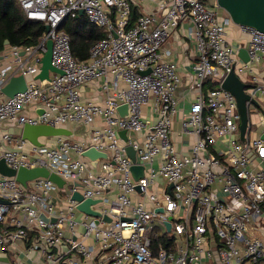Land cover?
I'll return each instance as SVG.
<instances>
[{"label":"built area","instance_id":"2783aa9c","mask_svg":"<svg viewBox=\"0 0 264 264\" xmlns=\"http://www.w3.org/2000/svg\"><path fill=\"white\" fill-rule=\"evenodd\" d=\"M17 1L45 30L34 44L0 50V123H79L89 135L34 145L8 130L0 134L8 166H43L65 180L58 187L39 176L23 187L0 174V199L7 201H0V248L11 250L0 264H264V32L222 17L217 0ZM79 10L104 34L85 59L72 54L62 28ZM231 23L249 36L247 61L228 39ZM179 28L197 56L193 97L182 115L184 132L194 136L186 153L170 138L181 76L166 42ZM47 39L58 71L41 80ZM231 69L248 84L243 139L235 96L220 86ZM17 74L25 89L5 96L2 87ZM205 78L219 85L203 91ZM90 83L101 99L82 96ZM88 146L107 157L93 166L81 155ZM134 163L143 165L137 179ZM75 191L96 200L90 207L99 215L79 210Z\"/></svg>","mask_w":264,"mask_h":264},{"label":"water","instance_id":"95a60500","mask_svg":"<svg viewBox=\"0 0 264 264\" xmlns=\"http://www.w3.org/2000/svg\"><path fill=\"white\" fill-rule=\"evenodd\" d=\"M217 4L222 8L229 16L231 22L235 25L250 26L257 30L264 32V0H217ZM82 14V10H79L78 15ZM4 44H8L7 40H4ZM51 52H52V41L47 39L46 41V50L41 59V65L39 72L36 74L38 79H46L49 75V70L58 71L51 62ZM238 56L244 60H248V55L244 47H239ZM148 69L142 71L141 73H147ZM220 86L223 89L230 91L236 99L237 110L240 114V138L243 139V135L246 129L247 120H248V111H247V100L249 99V94L245 92V88L248 86L247 83H244L239 76H237L233 69H231L223 80L220 83ZM25 78L22 74L12 75L9 77L8 82L2 87L1 91L5 96H13L18 91L25 89ZM251 102H255L252 98ZM41 112L42 109H38ZM118 111L121 114L126 113V104L122 103L118 106ZM71 130L65 126H55L52 124L46 123H28L25 122L21 125L20 136L24 139H27L34 145H41V137H51V136H69ZM118 134L121 138L126 141V130L120 129ZM261 137H264L262 134ZM126 154L130 159L135 162V151L132 145H125ZM82 156L87 157L93 166L96 165V161L99 157L106 158L107 154L103 151L97 150L93 146L86 147L82 153ZM130 171L134 179L143 175V165L142 164H131ZM0 174L5 176H13L23 187H27V181L35 177H47L58 187H62L65 183V180L61 178L58 174L49 171L43 166H34V167H23L20 166L17 169L8 166L5 160L0 157ZM171 184L168 186V190L171 189ZM138 188V187H137ZM72 199L77 200L78 203L76 207L79 210H82L91 215H99L96 210H93L90 205L96 200L91 198H82V195L75 191L73 192ZM1 202L7 203L6 200L0 199ZM157 211H161L162 208H157ZM43 216V215H42ZM108 220L109 218L106 217ZM167 228H169V221L165 222Z\"/></svg>","mask_w":264,"mask_h":264},{"label":"crops","instance_id":"0c3cea01","mask_svg":"<svg viewBox=\"0 0 264 264\" xmlns=\"http://www.w3.org/2000/svg\"><path fill=\"white\" fill-rule=\"evenodd\" d=\"M227 36L235 45L244 47L246 44L247 37L245 33H242L238 27L232 23L227 25ZM166 45L172 50L171 58L177 63V68L181 76L180 83L175 92L176 96L179 98L178 111L172 116L170 138L179 152L186 153L190 151L194 136L190 133L184 132L182 115L187 112L193 97L192 90L189 88V83L194 78L192 63L197 57L196 50L193 41L184 36L182 28H179L177 32L172 33L167 40ZM81 93L82 96L86 98H102V94L96 90L94 83L82 86ZM64 126L71 130V133L68 136L71 140H88L89 128L87 126L79 123H70ZM20 129L21 125L11 126L0 123V134L3 131L8 130L15 135H20ZM136 136H141V133H136ZM40 140L49 144H53L54 142V139L50 137H41ZM159 181L162 182V180ZM9 255H11V250L9 248L5 251L0 248V260L8 259Z\"/></svg>","mask_w":264,"mask_h":264},{"label":"trees","instance_id":"16d2710c","mask_svg":"<svg viewBox=\"0 0 264 264\" xmlns=\"http://www.w3.org/2000/svg\"><path fill=\"white\" fill-rule=\"evenodd\" d=\"M62 28L70 36L72 54L81 59L88 57L91 45L104 35L84 14L67 17ZM44 30L45 25L41 21L25 16L17 0H0V50L6 45L34 44ZM4 40L8 44H4ZM215 86L217 82L211 78H205L202 82L203 91Z\"/></svg>","mask_w":264,"mask_h":264},{"label":"rangeland","instance_id":"374dc122","mask_svg":"<svg viewBox=\"0 0 264 264\" xmlns=\"http://www.w3.org/2000/svg\"><path fill=\"white\" fill-rule=\"evenodd\" d=\"M219 12H220V15L223 17V15L225 14H227L222 8H220L219 7ZM99 30H101L102 31V29L101 28H99ZM246 35V37L248 38L249 36H248V34H245ZM217 85H219L218 83H217ZM255 128H257V126H256V124H255V122L253 121V123H252V130L254 131L255 130ZM264 228V227H263Z\"/></svg>","mask_w":264,"mask_h":264}]
</instances>
